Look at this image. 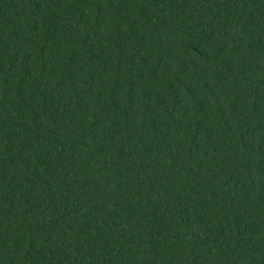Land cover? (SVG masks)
I'll list each match as a JSON object with an SVG mask.
<instances>
[{
	"label": "trees",
	"instance_id": "obj_1",
	"mask_svg": "<svg viewBox=\"0 0 264 264\" xmlns=\"http://www.w3.org/2000/svg\"><path fill=\"white\" fill-rule=\"evenodd\" d=\"M0 264H264V0H0Z\"/></svg>",
	"mask_w": 264,
	"mask_h": 264
}]
</instances>
